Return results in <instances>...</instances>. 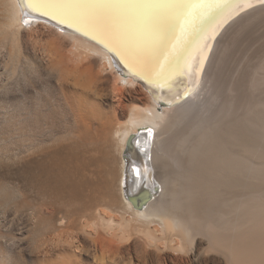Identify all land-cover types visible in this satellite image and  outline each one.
<instances>
[{
    "label": "bare ground",
    "instance_id": "1",
    "mask_svg": "<svg viewBox=\"0 0 264 264\" xmlns=\"http://www.w3.org/2000/svg\"><path fill=\"white\" fill-rule=\"evenodd\" d=\"M4 3L12 26L44 22L72 37L93 77L115 73L119 99L128 86L143 94L128 95L127 111L98 108L104 121L88 107L117 177L88 175L85 99L69 101L67 151L25 144L20 173L39 200L34 260L87 264L88 242L100 264H264V50L230 79L224 67L234 33L264 20V0Z\"/></svg>",
    "mask_w": 264,
    "mask_h": 264
},
{
    "label": "rangeland",
    "instance_id": "2",
    "mask_svg": "<svg viewBox=\"0 0 264 264\" xmlns=\"http://www.w3.org/2000/svg\"><path fill=\"white\" fill-rule=\"evenodd\" d=\"M4 2L0 0V264H56V261H47L44 257L34 260L33 248L39 227L33 226L36 220L33 207L39 200L33 188L25 187L21 177L23 148L33 144L49 147L65 143L61 148L67 151L73 121L69 106L71 99H85L87 116L91 115L90 109L94 104V107L98 106L95 107L96 112H92L95 119H100V116L97 117L98 110L103 116L111 114L117 106L120 112L127 111L126 105L130 104L128 95L143 94L128 86L123 89L126 98L119 99V82L115 73L93 77L85 67V53L80 55L73 38L54 26L25 21L21 27L20 24L12 26L9 9ZM255 20L241 26L230 39L224 60L227 79L232 78L238 69L258 66L262 60L264 20ZM92 60V68L97 71L99 58L94 56ZM25 102L28 104L27 111ZM88 118L90 116L86 117L85 125L90 120ZM104 118L101 119L104 121ZM97 121L93 124L96 122L94 126L99 128ZM86 126L85 130L89 129L90 133L85 135L82 149L88 156V175L93 181L107 180L111 174L117 177L119 160L109 163L103 158L105 147L101 132L98 129L94 131L95 127L90 129L89 123ZM104 205L99 203L96 208H106ZM122 212L118 209L114 214L119 216ZM85 246L90 250L86 263L100 264L96 261L98 253L94 247L88 242ZM126 258L130 260V255Z\"/></svg>",
    "mask_w": 264,
    "mask_h": 264
},
{
    "label": "water",
    "instance_id": "3",
    "mask_svg": "<svg viewBox=\"0 0 264 264\" xmlns=\"http://www.w3.org/2000/svg\"><path fill=\"white\" fill-rule=\"evenodd\" d=\"M42 16H44V17H46V18H48L47 16H45V15H42ZM42 19V18H41ZM51 21H53V23H56V21L55 20H53V19H51V18H49ZM58 23V24H57ZM56 24L57 25H61L59 22H57ZM66 28H67V26H66ZM69 29L71 30V31H73V32H77L78 34H80V35H82V36H84V37H87L88 39H93V41H97V43H99L101 46H103V47H105L106 49H108L112 54L114 53L113 52V50H112V48H110V46L107 44V43H105V42H103L102 40H100V39H98V38H96L95 36H93V35H91V34H89L87 31H84V30H82V29H80L79 27H77V26H71V27H69ZM131 197H132V195H131ZM132 202H133V204L135 205V206H141V202L139 203H137V201H136V198L135 197H133L132 198Z\"/></svg>",
    "mask_w": 264,
    "mask_h": 264
},
{
    "label": "snow or ice",
    "instance_id": "4",
    "mask_svg": "<svg viewBox=\"0 0 264 264\" xmlns=\"http://www.w3.org/2000/svg\"><path fill=\"white\" fill-rule=\"evenodd\" d=\"M25 7H29L30 5L27 3V0H24Z\"/></svg>",
    "mask_w": 264,
    "mask_h": 264
}]
</instances>
